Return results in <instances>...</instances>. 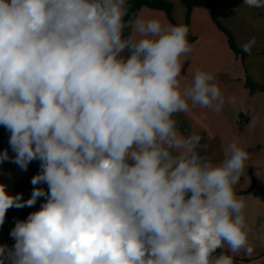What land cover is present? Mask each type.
I'll return each mask as SVG.
<instances>
[{
    "label": "clouds",
    "instance_id": "9594fccd",
    "mask_svg": "<svg viewBox=\"0 0 264 264\" xmlns=\"http://www.w3.org/2000/svg\"><path fill=\"white\" fill-rule=\"evenodd\" d=\"M127 15V0H0V126L12 153L0 164L40 162L27 200L0 184V226L10 208L44 198L15 220L0 264H236L253 253L236 192L249 152L233 140L213 161L173 118L221 111L215 74L185 82L187 25Z\"/></svg>",
    "mask_w": 264,
    "mask_h": 264
},
{
    "label": "crops",
    "instance_id": "0c3cea01",
    "mask_svg": "<svg viewBox=\"0 0 264 264\" xmlns=\"http://www.w3.org/2000/svg\"><path fill=\"white\" fill-rule=\"evenodd\" d=\"M166 1L172 6L174 24H185V9L180 0ZM212 14L213 18L203 7L191 10L189 27L194 36L193 50L184 58L182 75L185 82L190 83L197 69L213 72L225 104L219 112L196 106L173 118L184 134L193 131L200 134L199 152L213 161L223 158L224 146L233 140L249 152L250 159L236 192L246 198L244 215L254 251L249 256L241 253L235 260L236 264H264V8L249 7L244 0H217ZM139 15L158 16L171 23L159 9L141 7L135 18ZM216 23L233 37L241 50L242 45L254 39L250 52L242 50L243 59L231 50L227 36ZM0 134L3 138L10 136L3 126H0ZM6 147L11 153L8 142ZM31 163L40 167L39 161ZM27 172L10 162L0 164V184L6 186L9 194L16 195L14 184ZM43 202L44 198H39L30 207L32 212L39 210ZM3 225L9 231L14 227L7 221ZM0 244H9V237L2 232ZM221 251L228 252L227 248Z\"/></svg>",
    "mask_w": 264,
    "mask_h": 264
},
{
    "label": "trees",
    "instance_id": "16d2710c",
    "mask_svg": "<svg viewBox=\"0 0 264 264\" xmlns=\"http://www.w3.org/2000/svg\"><path fill=\"white\" fill-rule=\"evenodd\" d=\"M127 2H128V15L125 17L126 21L133 20L141 7H148V8L159 9L164 11L168 20L172 24H174L173 19L171 17L172 6L166 0H127ZM180 2L185 9V25L189 27L190 13L194 7H203L207 9L211 17L213 18L212 11L217 0H180ZM216 24L218 28L221 31H223L227 36L228 44L231 50L241 59H243L245 53L236 45L233 37L221 25H219L218 23ZM129 33H130V28H126L125 35L127 36ZM188 40L189 43H192L194 40V36L190 32V27H189ZM8 140L9 138H3L0 134V151L7 149L6 146ZM9 154L12 155L10 152ZM27 170H28L27 174L24 177L20 178L14 184L15 194L23 193V199L25 200H27L28 193L33 190L31 179L34 175H36L39 172L40 167L30 163ZM31 212L32 210L30 209V207H23L19 209L10 208L6 213L5 221L15 226V220H25L29 215V213ZM0 232L6 234L9 237L8 246L11 247L14 244V240L9 235L10 231L4 225H2L0 226ZM220 251L221 250H217V252Z\"/></svg>",
    "mask_w": 264,
    "mask_h": 264
}]
</instances>
